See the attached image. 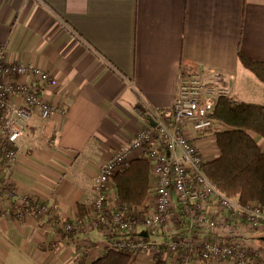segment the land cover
<instances>
[{
    "label": "crops",
    "instance_id": "1",
    "mask_svg": "<svg viewBox=\"0 0 264 264\" xmlns=\"http://www.w3.org/2000/svg\"><path fill=\"white\" fill-rule=\"evenodd\" d=\"M0 43L9 60L51 72L47 97L66 107L35 117L19 140L10 181L44 210L0 211V264H78L79 255L90 264L110 249L99 230L67 232L65 223H82L100 164L148 123L144 107L173 105L182 66L215 71L230 97L264 106V82L239 58L264 60V0H0ZM197 142L209 161L219 156L215 133Z\"/></svg>",
    "mask_w": 264,
    "mask_h": 264
},
{
    "label": "built area",
    "instance_id": "2",
    "mask_svg": "<svg viewBox=\"0 0 264 264\" xmlns=\"http://www.w3.org/2000/svg\"><path fill=\"white\" fill-rule=\"evenodd\" d=\"M6 53L0 43V195L7 190L0 211L20 215L35 212L40 201L17 194L10 181L19 140L35 117L48 121L66 107L47 97L54 83L51 72L11 61ZM179 76L173 105L144 107L148 123L100 164L89 214L81 224L66 222L65 229L99 230L114 240L110 249L128 255L131 264H142L148 254L154 263L161 257L166 264H264V245L248 240L251 232L264 233V204H242L220 191L203 168L209 157L197 142L220 130L211 114L230 90L212 70L182 66ZM140 157L151 163L149 191L141 204L123 203L113 179ZM16 195L21 204L12 208Z\"/></svg>",
    "mask_w": 264,
    "mask_h": 264
},
{
    "label": "trees",
    "instance_id": "3",
    "mask_svg": "<svg viewBox=\"0 0 264 264\" xmlns=\"http://www.w3.org/2000/svg\"><path fill=\"white\" fill-rule=\"evenodd\" d=\"M242 64L264 82V60L239 52ZM212 117L228 126L215 132L220 154L203 168L209 178L223 193L237 197L240 203L264 204V151L256 135L264 138V106L248 103L234 97L219 98ZM151 163L145 157L131 161L130 166L114 179L119 200L123 203L141 204L150 187ZM44 203L36 208L37 213ZM80 216L89 214L86 206H80ZM72 222V221H67ZM53 247V245H52ZM78 264H85V256H77ZM90 264H131L128 255L115 249L106 252ZM155 264H166L158 257Z\"/></svg>",
    "mask_w": 264,
    "mask_h": 264
},
{
    "label": "water",
    "instance_id": "4",
    "mask_svg": "<svg viewBox=\"0 0 264 264\" xmlns=\"http://www.w3.org/2000/svg\"><path fill=\"white\" fill-rule=\"evenodd\" d=\"M255 238H256L257 241L261 242L264 245V233L256 236Z\"/></svg>",
    "mask_w": 264,
    "mask_h": 264
},
{
    "label": "rangeland",
    "instance_id": "5",
    "mask_svg": "<svg viewBox=\"0 0 264 264\" xmlns=\"http://www.w3.org/2000/svg\"><path fill=\"white\" fill-rule=\"evenodd\" d=\"M258 243H260L259 241H257ZM17 264H21V263H17Z\"/></svg>",
    "mask_w": 264,
    "mask_h": 264
}]
</instances>
